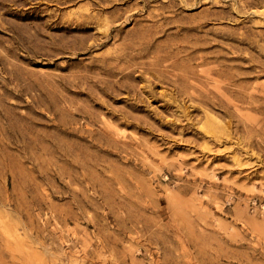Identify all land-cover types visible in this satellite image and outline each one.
I'll use <instances>...</instances> for the list:
<instances>
[{
    "label": "rangeland",
    "instance_id": "obj_1",
    "mask_svg": "<svg viewBox=\"0 0 264 264\" xmlns=\"http://www.w3.org/2000/svg\"><path fill=\"white\" fill-rule=\"evenodd\" d=\"M0 264H264V0H0Z\"/></svg>",
    "mask_w": 264,
    "mask_h": 264
}]
</instances>
